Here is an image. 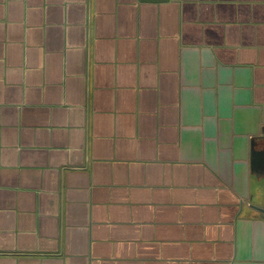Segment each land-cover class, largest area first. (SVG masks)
Listing matches in <instances>:
<instances>
[{"label": "crops", "instance_id": "0c3cea01", "mask_svg": "<svg viewBox=\"0 0 264 264\" xmlns=\"http://www.w3.org/2000/svg\"><path fill=\"white\" fill-rule=\"evenodd\" d=\"M264 0H0V264H264Z\"/></svg>", "mask_w": 264, "mask_h": 264}, {"label": "water", "instance_id": "95a60500", "mask_svg": "<svg viewBox=\"0 0 264 264\" xmlns=\"http://www.w3.org/2000/svg\"><path fill=\"white\" fill-rule=\"evenodd\" d=\"M259 209L262 210V211L264 212V207H263V208H260V207H259Z\"/></svg>", "mask_w": 264, "mask_h": 264}]
</instances>
